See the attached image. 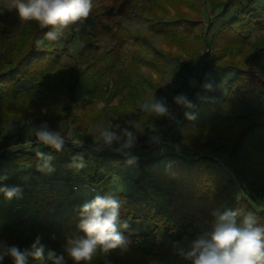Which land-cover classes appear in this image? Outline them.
Segmentation results:
<instances>
[{
    "label": "rangeland",
    "instance_id": "rangeland-1",
    "mask_svg": "<svg viewBox=\"0 0 264 264\" xmlns=\"http://www.w3.org/2000/svg\"><path fill=\"white\" fill-rule=\"evenodd\" d=\"M233 1L133 0L127 15L114 17L111 31L107 28V33L102 31L85 38L78 34L82 28L89 29V24L85 23L87 20L71 25L64 32L72 33L74 38L67 36L56 40L55 45L51 43L46 47L50 55L43 58L44 62L35 63L25 71L27 69L18 68L17 63L28 47L33 31L12 7L13 0H0V75H3L0 80L16 78L18 82H7L4 88H0V96L6 93V98L0 99V154L13 147L30 149L34 144H41L35 132L42 127L59 133L64 140L63 146L67 148L87 145L89 150H118L131 155L134 148L144 149L159 138L168 137L176 145L169 149H189L184 143L175 141L179 136L176 120L180 115L184 118L189 110L176 103L177 96L183 95L187 100L192 96L191 99L198 102L203 91L200 79L205 77L208 69L216 71L231 67L249 70L258 76L264 75V62L259 58L264 53V26H260L261 23L250 25L246 18L244 27L247 28L241 31L240 36L234 35L231 30L220 32L217 29L219 23L226 21L236 10L231 9L218 17V13ZM253 1L254 7L247 9H254V16L264 15V0ZM150 19L167 23L166 27L173 32L165 35L146 29ZM133 37L138 40L135 45L126 43L128 38ZM140 43L149 46L154 56L144 53ZM51 57H56V62L43 69ZM5 71L10 74L5 75ZM218 88L215 87L214 91H218ZM220 95H223V91ZM154 103H161L167 109L172 107L176 111L175 118L171 120L169 113L161 115L150 108H143L144 104L151 106ZM236 114L232 113L231 117H239ZM241 122L243 120L230 124L227 137L231 138L238 131ZM217 125L222 128L227 124L218 122ZM104 131L114 133L118 139L107 143L102 135ZM127 132L132 133L134 142L133 147L126 149ZM207 138L204 137V140ZM228 139L222 140V143H230ZM204 142L200 143L199 148L195 146L199 153L208 155L214 149L220 150L217 140L206 142V145H203ZM249 142L247 136L245 146ZM246 149L242 153L243 156L246 154L243 174L252 181L251 187L259 191L264 202V177L259 181L255 178V171H261L258 161L262 154L258 151L250 154ZM141 153L144 155L147 152L142 150ZM218 155L213 156L219 160V167L236 184V178L222 165L225 162ZM77 157L86 159L82 153ZM74 159L70 161L71 167L79 164ZM68 174L60 169L56 179L66 180ZM128 175L129 178L125 180L113 178L104 196L111 195L116 199L119 196L136 197L137 191L131 181L133 175L130 172ZM56 182L66 194L73 190L62 181ZM81 184L83 188L78 187L71 195L74 208L79 211L85 202L100 196V192L94 188H89L86 183L85 186ZM237 184V189H240V183ZM67 215L68 209L64 207L51 214V219L58 223ZM28 216L29 219L26 218L23 223H18L16 218L7 222L11 230L0 233V250L15 245L21 250L31 251L37 237L42 245H45L47 238H62L52 235L40 225H33L31 214ZM129 225L128 229L121 231L138 236L136 243L128 245L125 252L117 249L105 255L98 251L90 264H134L143 259L141 253L149 251L160 257L161 264H192L181 254V250L184 253L190 251L195 240L213 231L212 226L198 221L187 229L179 243H173L162 231H152L149 223L129 222ZM2 229L3 226H0ZM62 239L68 247L67 242L72 238ZM63 258L64 264H75L67 251ZM145 259H150L149 255ZM35 262L37 259L34 257L26 258V264ZM2 264H14V261L5 256Z\"/></svg>",
    "mask_w": 264,
    "mask_h": 264
},
{
    "label": "trees",
    "instance_id": "trees-1",
    "mask_svg": "<svg viewBox=\"0 0 264 264\" xmlns=\"http://www.w3.org/2000/svg\"><path fill=\"white\" fill-rule=\"evenodd\" d=\"M250 1L253 3L250 4ZM132 2L133 0H92L93 8L85 22L89 24V29L82 28L78 35L89 38L102 31L107 33V28L111 31L114 17L127 15ZM254 5L253 0H234L221 11L222 13H218V17H221L236 8L226 21L219 23L217 29L220 32L231 30L234 35L240 36L241 31L247 28L244 27L246 18L250 25L261 23L260 26H264V15L254 16V9H251L252 13L247 9ZM148 15L151 17L150 13ZM162 23L164 22L150 19L146 29L159 34H171L173 30L166 27L167 23ZM28 24L33 33L28 40V47L22 52V58L17 63V67H24L23 70L27 69L25 71L35 63L42 64L43 58L50 55L46 47L51 43L55 45V41H49L44 36L47 31L52 30L50 27L42 28L34 21H29ZM67 36L74 38L72 33L64 32L59 39ZM133 38H128L126 43L135 45L138 40ZM37 41L43 43L38 44ZM140 44L144 53L154 56L149 46ZM259 58L264 62V53L260 54ZM56 60V57H51L43 69L51 67ZM4 73L10 74L8 71ZM2 76L0 75V78ZM200 81L203 87L201 99L199 98L198 102L191 99L192 96L188 99L194 105L188 112L194 114L195 119H188L186 116L182 118L180 115L175 123L179 130L175 141L184 143L189 149L168 148L162 153L152 154L153 144H149L144 149L134 148L131 155H125L123 151L118 150H89L87 145H76L77 148L62 146L60 150H56L41 143L30 146V149L19 146L10 148L9 151L3 150L0 154V177L7 179H0V187H22V194L20 197L8 199L0 192V226H3L0 233L11 230L10 225H7L11 219L16 218L20 223L23 215L29 219L28 214H31L33 225L42 226L54 236L72 239L82 237L84 234L78 227L81 220L80 211L74 208L71 195L81 187L80 183H86L89 188L100 192V196H104L113 178L128 179L129 172L133 175L131 181L137 196L117 198L121 205V221L149 223L152 231H162L173 243H179L187 229L195 226L198 221L209 224L214 229L219 215L226 211L239 212L236 218L238 224L245 215L251 213L256 218L257 226L264 227V202L259 191L251 187L252 181L244 176L242 167L246 157V154L243 156L242 153L247 147L246 150L250 154L254 151L262 154L258 166L264 171V75L258 76L249 70L228 67L216 71L208 69V73ZM7 82L18 83L16 78L2 82L0 80V88H4ZM215 87L221 88L214 91ZM221 91L223 95H220ZM5 94L3 93L0 99L6 98ZM232 113H237L239 117H231ZM229 116V119H221ZM239 120H243L242 126L231 138L227 137L231 130L230 124ZM218 122L227 125L221 128L217 125ZM247 136L250 142L245 146ZM204 137L208 138L204 140ZM214 139L221 146L220 150L214 149L208 155L196 151L202 141H205L203 145H206V142ZM227 139L230 143L223 144L222 140ZM35 146L39 147L32 150ZM142 150L147 153L143 155ZM39 153H43V157ZM81 153L86 159H78L77 156ZM218 154L225 162L222 165L236 178V184L219 167V160L213 156ZM130 157H136L134 164L127 163ZM72 158H76L74 160L79 161V164L84 160L83 167H71ZM45 164L53 170L42 171ZM60 169L69 173L66 180L56 179ZM261 171H255L256 181L264 177V172ZM48 176L52 177L47 179ZM56 181L64 182L66 187L73 190L68 194L64 193ZM238 182L240 189H237ZM64 207L68 209V215L60 222H54L51 214ZM124 236L129 240V245L136 243L138 239V236L133 234ZM62 238H47L43 245L45 252L40 260L42 263L37 260L33 264H55L56 258L64 257L67 245ZM49 252L55 255L49 257ZM141 254L143 259L134 264H161L160 257L153 251ZM146 255H149L150 259L146 260ZM31 257L29 255L27 259Z\"/></svg>",
    "mask_w": 264,
    "mask_h": 264
},
{
    "label": "clouds",
    "instance_id": "clouds-1",
    "mask_svg": "<svg viewBox=\"0 0 264 264\" xmlns=\"http://www.w3.org/2000/svg\"><path fill=\"white\" fill-rule=\"evenodd\" d=\"M14 7L20 19L24 22L34 21L42 28L50 27L44 36L49 41L58 40L71 25L83 23L90 16L93 8L92 0H13ZM38 44L43 41H37ZM211 87V85H208ZM176 103L191 109L194 107L191 101L183 95L176 97ZM143 108L157 114H165L168 109L161 103L151 106L144 104ZM188 119H195V115L185 112ZM105 141L111 143L118 139L114 133L104 131ZM128 139L124 148L133 146L134 137L131 132L126 133ZM39 142L60 150L64 140L57 132L48 131L42 127L35 132ZM43 157V153H39ZM125 155H129L125 153ZM136 157H130L128 164H134ZM83 167V164L77 165ZM51 172L53 169L47 164L41 169ZM7 179V177H0ZM6 198L20 197L22 189L19 187H0ZM120 202L111 195L96 196L93 200L85 202L80 208L81 220L79 230L82 237L68 240L66 251L75 264H90L94 255L99 251L105 255L120 249L125 252L128 249L129 240L121 229L130 227L127 221L120 219ZM238 211H226L219 215L213 231L204 237H200L192 243L191 250L181 254L192 264H264V227L257 226L253 214L245 215L242 221L237 223ZM45 247L37 237L31 246V251L21 250L12 245L0 250V264L5 256H9L14 264H26L27 256L31 255L37 260L43 259ZM49 257L55 254L49 252ZM55 264H64L63 256L56 258Z\"/></svg>",
    "mask_w": 264,
    "mask_h": 264
},
{
    "label": "built area",
    "instance_id": "built-area-1",
    "mask_svg": "<svg viewBox=\"0 0 264 264\" xmlns=\"http://www.w3.org/2000/svg\"><path fill=\"white\" fill-rule=\"evenodd\" d=\"M168 113L170 114V119L173 120L175 118V116H176V111L172 107H169L168 108ZM173 146H176V145L174 144L172 139H170L168 137L167 138H159L157 141H155V143H153L152 152H153V154L162 153V152H164L166 150V148L173 147ZM20 188L22 189V187H20ZM21 221H22V223L26 221V216L25 215H23L21 217Z\"/></svg>",
    "mask_w": 264,
    "mask_h": 264
}]
</instances>
